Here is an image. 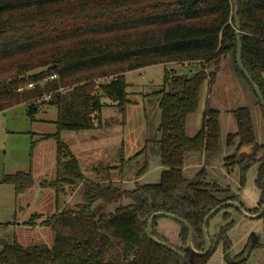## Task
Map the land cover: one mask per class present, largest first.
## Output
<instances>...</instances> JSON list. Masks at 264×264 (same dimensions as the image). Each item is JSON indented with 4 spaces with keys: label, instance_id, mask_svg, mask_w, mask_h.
<instances>
[{
    "label": "trees",
    "instance_id": "obj_1",
    "mask_svg": "<svg viewBox=\"0 0 264 264\" xmlns=\"http://www.w3.org/2000/svg\"><path fill=\"white\" fill-rule=\"evenodd\" d=\"M237 3L243 64L264 96V0ZM237 46L232 0H0V75L9 74L0 81V112L34 96L40 98L60 83L72 87L68 93L58 90L50 99L57 106V130L43 136L57 140L56 179L41 181L42 186H55L57 192L58 211L41 221L51 226L53 243L25 245L17 239L0 238V264H184L146 234V219L159 210L190 222L195 246L202 248L205 215L235 196L221 194L228 189L206 181L205 166L199 172L201 180L190 187L191 195L180 200L173 195L188 182L184 167L191 153L205 154L209 163L222 149L219 108L207 106L199 131L187 134V116L198 109L202 86L213 85L227 58L251 86L237 64ZM158 63L189 67L185 73L165 66L162 87L148 93L157 97L159 123L133 157L146 150L148 159L141 172L155 156L162 166L159 180L129 189L89 179L62 140V132L102 128L107 106L117 108L124 121L127 105L138 103L126 73ZM54 72L59 75L57 80L18 90L21 84L39 82ZM105 77L111 79L96 89L95 80ZM37 112V105H28L31 120H36ZM233 113L238 129L227 135L228 146L236 145L239 150L254 144L256 154L243 155L238 161L235 153L225 160L241 164V184L251 164L259 161L256 181L264 195V152L256 159L264 144L256 140L251 109L240 106ZM2 182L14 185L20 194L34 186L36 179L31 171L17 170L6 173ZM77 182L86 185V201L77 209L60 208L59 193L65 185ZM124 198L131 203L124 205ZM96 201L104 204L96 209ZM111 206L112 211L108 210ZM41 216L33 213L26 223L35 225ZM232 224L223 227L219 238L225 249L230 245L226 233ZM187 237L188 229L183 226L182 238L186 241ZM253 244L259 245L257 240ZM186 252L192 264H206L210 256Z\"/></svg>",
    "mask_w": 264,
    "mask_h": 264
},
{
    "label": "rangeland",
    "instance_id": "obj_2",
    "mask_svg": "<svg viewBox=\"0 0 264 264\" xmlns=\"http://www.w3.org/2000/svg\"><path fill=\"white\" fill-rule=\"evenodd\" d=\"M165 66L180 68L185 73L189 71V67L177 63H158L128 71L126 77L134 85L130 91L133 97L138 99V103L127 105L124 121L117 108L107 106L103 110L102 128L62 132V140L78 157L80 167L89 179L99 181L103 185L113 183L119 187L130 184V181L123 180L132 177L137 161L142 159V156L135 158L133 156L153 136L155 127L159 123L157 97L148 93L162 87ZM7 76H9L8 73L1 74L0 81ZM109 79L111 77L96 79V89L100 90L98 86ZM21 85L24 90H28L26 83ZM70 89L72 87L60 83V87L52 89L51 92L54 94L59 90L62 93H68ZM208 93L209 105L220 108V123L223 127L221 128L222 149L209 163L205 162L206 157L198 161L194 159L196 165L184 167V173L191 177L203 168L201 163L204 162L207 169L205 180L218 182L221 188L230 187L227 194L238 195L253 212L264 201L263 190L256 181L259 163L251 165L245 185L241 187L239 165L232 166L225 160L227 155L235 153L236 147V145L228 146L226 130H232L233 110L240 106H248L253 115L257 141L264 144V110L251 86L237 74L230 58L223 60L216 81L211 85ZM107 100L110 101V99ZM31 103L38 107L36 120H31L27 114V107ZM56 118L57 106L51 104L50 100L38 99L36 96L0 112V238L17 239L25 245L31 243L52 245L53 243L51 226L43 225L41 221L58 211L57 192L55 186L51 184L42 186L41 181L46 180L51 183L56 179L57 140L43 138L45 134L57 130ZM200 128L201 112L197 110L188 116L187 134L195 135ZM261 151H264V148L259 153ZM122 159H125L123 165L116 168L114 165L121 164ZM190 160L187 164H190ZM149 167L153 171L141 181L157 182L162 166L155 156L149 159ZM17 170L31 171L36 179L34 186L20 194L16 193L14 185L2 182L6 173ZM86 189L85 183L80 182L65 185L58 196L59 207L77 209L79 204L86 201L84 196ZM221 194L226 193L221 192ZM128 201L124 199L122 202L125 204ZM95 203H98L96 209L104 204L102 201ZM229 209L231 210L226 212L227 215H224L222 210L212 217L211 231L217 232L218 226L232 217L234 224L227 232L232 236L236 252L239 253L244 249L249 236L255 232L258 234L260 245L252 250L245 264H264L263 220L248 217L241 211L235 212L232 208ZM108 210L112 211L113 206ZM36 212H40L42 216L36 219L35 225L27 224L26 221ZM154 232L157 236L167 238L171 243H181L180 224L174 219L160 218L155 223ZM206 264H228L221 245L217 247Z\"/></svg>",
    "mask_w": 264,
    "mask_h": 264
},
{
    "label": "flooded vegetation",
    "instance_id": "obj_3",
    "mask_svg": "<svg viewBox=\"0 0 264 264\" xmlns=\"http://www.w3.org/2000/svg\"><path fill=\"white\" fill-rule=\"evenodd\" d=\"M256 140H257V138H256ZM258 142V141H257ZM258 144H262V143H259L258 142ZM248 145H253V148L250 150V151H248V152H243V153H239V151H240V149H241V147H240V149L239 150H236L235 149V153L237 154V160L239 161L240 159H241V157L244 155V156H253V155H255L256 154V147H255V145L254 144H248ZM243 146H245V145H243ZM263 152L264 151H261L260 153L258 152L257 153V155H256V159H258L262 154H263ZM235 153H232V154H235ZM232 154H229V155H232ZM229 155H227V156H229ZM139 156H142L141 158L142 159H139L138 161H137V163H136V166H135V168H134V170H133V175H132V177L130 178V179H124L123 181L124 182H126L127 180L128 181H130V184L129 185H127V186H120L121 188H129V189H133V188H135L136 187V185L137 184H139V183H145V182H142L141 180L144 178V177H146V174L150 171V167L149 166H146V169L145 170H142L141 172H140V170H141V168L143 167V165H144V163L146 162V159H147V155L144 153V154H141V155H139ZM138 156V157H139ZM226 158V157H225ZM206 161V160H205ZM256 162H258L259 164H260V162L259 161H256ZM256 162H254V163H256ZM226 163H227V161H226ZM254 163H252V164H254ZM236 164H238L239 165V167H240V180H241V164L240 163H236ZM251 164V165H252ZM201 165L202 166H205L204 165V162H202L201 163ZM232 166H234L235 164H231ZM251 167V166H250ZM259 168V167H258ZM250 169V168H249ZM248 169V170H249ZM201 170H199V171H197L194 175H192L191 177L189 176H186V174H185V176L188 178V182L186 183V184H188V189H189V192H187L186 193V195L185 196H181V195H178L177 197L175 196V194L177 193V192H180V191H182L183 190V188H184V186L186 185H184L183 187H182V189H180V190H178V191H176L175 193H174V198L176 199V200H180V199H182V198H185V197H187L188 195H191L192 194V191H191V189H190V187H191V185H195L197 182H199L200 180H201V178L202 177H200L199 176V172H200ZM206 172H207V169H206ZM248 172V171H247ZM257 175H258V171H257ZM206 177H207V173H206V176H205V179H206ZM246 178H247V175H246ZM256 179H257V177H256ZM239 180V181H240ZM208 181H210V180H208ZM246 182V181H245ZM216 183H218V182H216ZM240 184H241V182H240ZM245 185V183L244 184H241V187H243ZM226 189H228V191H226V192H223V193H226V194H224L225 196H230V195H232V194H227V192H229L230 191V187L229 188H226ZM233 196H235V198H231V199H228V200H225V201H223V202H221V203H224V202H226V201H229V200H235V201H238L241 205H242V207L248 212V213H250V214H252V215H256V214H259V212L262 210V207H263V205H264V201L262 202V204H261V206L260 207H257L256 209H255V211H253V212H251L250 211V208H248V206L245 204V202L243 201V200H241V198H239V196L238 195H233ZM124 199H128V198H124ZM124 199H122V201L124 200ZM129 201L127 202V203H125V204H129V203H131V200L130 199H128ZM101 202V201H100ZM220 203V204H221ZM124 204V203H123ZM124 204V205H125ZM219 205V204H218ZM218 205H216V206H218ZM215 206V207H216ZM256 206H258V205H256ZM214 207V208H215ZM214 208H212V209H214ZM229 208H232L235 212L236 211H240L239 209H237V208H235V207H233V206H226V207H224V208H222V209H220L218 212H216L212 217H214V216H216L218 213H220L222 210V213L225 215V213L226 212H229L228 210H231V209H229ZM211 209V210H212ZM210 210V211H211ZM159 211H165V210H159ZM210 211L208 212V213H210ZM156 212H158V211H155V212H153L147 219H146V228H145V230H146V234H147V226H148V221H149V219H150V217L154 214V213H156ZM165 212H169V211H165ZM170 213H173V212H170ZM207 213V214H208ZM173 214H175V213H173ZM206 214V215H207ZM263 214H264V211L262 212V214L259 216V217H257V218H259V219H262L263 220V229H264V218H263ZM176 215V214H175ZM206 215H205V217H206ZM177 216H179V215H177ZM162 217H168V216H157L155 219H154V221H153V224H152V233H153V235L156 237V238H158L159 240H161V241H163V242H165V243H167L168 245H170V246H172V247H175V248H177L178 250H180V251H182L184 254H186V256L188 257V255H187V252H186V249H188V250H190L192 253H194L195 255H197V256H206V255H209L210 254V256L216 251V249H217V247L219 246V245H221L222 246V248H223V252H224V254H225V258H226V261H227V263L228 264H238V263H241V262H246V258L250 255V253L252 252V250L254 249V248H257L259 245H260V243H259V237H258V234H256L255 232H253V233H251V235L249 236V238H248V242H247V244L245 245V247H244V249L241 251V252H236V250H235V248L233 247V240H232V236L230 235V233L229 232H227L226 234L228 235V237H229V240H230V245H229V247L227 248V249H225V247H224V242H223V240H220L219 238H220V236L222 235V232H223V227L226 225V224H228V222H230V221H233V224H234V219L232 218V217H229V219H227V221L224 223V224H220L219 226H218V228L219 229H217L218 231L217 232H215V233H213V231H211V228H210V220L212 219V217L209 219V221H208V225H207V232H208V236H209V239H210V243H211V246H210V250L207 252V254H205V255H199V254H196L194 251H192V249L189 247V245H188V239H189V235H190V230H189V228L185 225V224H183L182 222H180V221H178V220H176V219H174L175 221H177L179 224H180V232H179V237H180V240H181V243L180 244H174V243H171V242H169V240L167 239V238H165V237H161V236H157V234H155V232H154V226H155V223L160 219V218H162ZM179 217H181V216H179ZM205 217H204V219H205ZM168 218H170V217H168ZM183 218V217H182ZM171 219H173V218H171ZM183 219H185V218H183ZM186 220V219H185ZM187 221V220H186ZM190 223V222H189ZM203 225H204V221H203ZM203 225H202V234H203V241H204V244H203V247L202 248H197L196 246H195V243H194V238H195V230H194V228H193V226H192V228H193V230H194V234H193V238H192V244H193V246H194V248L197 250V251H203L205 248H206V239H205V235H204V230H203ZM183 226L184 227H186L187 229H188V237H187V240L186 241H184L183 240V238H182V228H183ZM229 230V229H228ZM252 235H254L253 237H252ZM147 236H148V234H147ZM255 237V238H254ZM148 238H149V236H148ZM150 239V238H149ZM151 240V239H150ZM254 240H257L258 241V244L259 245H257V246H254V244H253V241ZM154 242V241H153ZM154 243H156V242H154ZM156 244H158V243H156ZM159 245H161V246H163V247H165L164 245H162V244H159ZM165 248H167V247H165ZM168 250H170L169 248H167ZM249 249V254L246 256V258L243 260V261H238L239 259H241L244 255H245V253H246V251ZM170 251H172V250H170ZM175 255H177L182 261H183V263L184 264H186V262L183 260V258L181 257V256H179L177 253H175L174 251H172ZM210 256H209V258H210ZM188 259L190 260V258L188 257ZM190 262H191V260H190ZM191 264H192V262H191Z\"/></svg>",
    "mask_w": 264,
    "mask_h": 264
},
{
    "label": "water",
    "instance_id": "obj_4",
    "mask_svg": "<svg viewBox=\"0 0 264 264\" xmlns=\"http://www.w3.org/2000/svg\"><path fill=\"white\" fill-rule=\"evenodd\" d=\"M233 3H234V14H235V24H236V31H237V43H238V46H237V64L240 68V70L244 73V75L246 76V78L248 79L251 87L253 88L256 96L258 97L259 101H260V104L264 110V96L259 88V86L256 84V82L252 79V77L250 76V74L248 73V71L245 69L244 67V64H243V59H242V28H241V18H240V15H239V7H238V3H237V0H232ZM253 148V145H245V146H242L239 153H243V152H248L250 151L251 149ZM189 192V189H188V184H186L183 188L182 191L180 192H177L175 194V196L177 197L178 195H181V196H185L186 193ZM226 206H233L237 209H239L243 214L247 215L248 217H259L262 212L264 211V205L262 207V210L259 212V214H256V215H252L250 213H248L243 207L242 205L238 202V201H235V200H229V201H226L224 203H221L219 204L218 206H216L214 209H212L210 211V213H208L204 219V225H203V230H204V235H205V239H206V248L203 250V251H197L193 244H192V238H193V234H194V230L191 226V224L186 221L185 219H183L182 217H179L173 213H170V212H165V211H158L156 213H154L149 221H148V226H147V234L149 236V238L158 243V244H162L164 245L165 247L169 248L170 250L174 251L175 253H177L179 256H181L183 258V260L186 262V264H191L190 260L188 259V257L186 256V254H184L182 251L178 250L177 248L175 247H172L170 245H168L167 243L159 240L158 238H156L153 233H152V224H153V221L154 219L157 217V216H168L170 218H173V219H176L180 222H182L183 224H185L189 230H190V235H189V239H188V245L189 247L192 249V251H194L196 254H199V255H205L207 254V252L210 250V246H211V243H210V239H209V236H208V232H207V225H208V221L209 219L216 213L218 212L220 209L226 207ZM249 254V249L246 251L245 255L239 259L238 261H243L246 256Z\"/></svg>",
    "mask_w": 264,
    "mask_h": 264
},
{
    "label": "crops",
    "instance_id": "obj_5",
    "mask_svg": "<svg viewBox=\"0 0 264 264\" xmlns=\"http://www.w3.org/2000/svg\"><path fill=\"white\" fill-rule=\"evenodd\" d=\"M209 85L207 84V83H205L203 86H202V88H201V97H200V101H199V105H198V109L197 110H199L200 112H201V125H202V121H203V113H204V111H205V109H206V107L207 106H211V105H209L210 103H209ZM213 107H216V106H213ZM216 108H219V107H216ZM220 109V108H219ZM236 109V108H235ZM196 110V111H197ZM195 111V112H196ZM194 113V112H193ZM192 114V113H191ZM233 115H234V113H233ZM189 116V115H188ZM188 116H187V120H188ZM234 117V122L233 121H231V125H232V130H226V131H228L227 133L229 134L230 132H236V130L238 129V125H237V122H236V119H235V116H233ZM219 120H221L220 119V116H219ZM230 125V126H231ZM186 126H187V122H186ZM220 127L221 128H223L222 126H221V123H220ZM186 130H187V127H186ZM190 136H193V135H190ZM256 138H257V134H256ZM258 139V138H257ZM57 154V153H56ZM205 157V154H202V155H199V154H190L189 155V157H188V161L187 162H189V160H190V164H186L185 165V167H187L188 165H196V161H198V159H203ZM194 159H197L196 161H194ZM56 162V161H55ZM116 168L117 167H121V164H116V165H114ZM122 170H123V168H122ZM153 171V169H150V171L146 174V176H148L151 172ZM185 174V173H184Z\"/></svg>",
    "mask_w": 264,
    "mask_h": 264
},
{
    "label": "built area",
    "instance_id": "obj_6",
    "mask_svg": "<svg viewBox=\"0 0 264 264\" xmlns=\"http://www.w3.org/2000/svg\"><path fill=\"white\" fill-rule=\"evenodd\" d=\"M58 78H59V75L54 72V73H51L49 75H46L39 82L31 81V82L26 83L27 86H28L27 88L28 89L35 88L38 84L40 86H44L47 82L52 81V80H57ZM18 90L19 91H23L24 90V87L23 86H20L18 88ZM52 97H53V93L50 91V92L45 93L42 97H40L38 99L50 100Z\"/></svg>",
    "mask_w": 264,
    "mask_h": 264
}]
</instances>
